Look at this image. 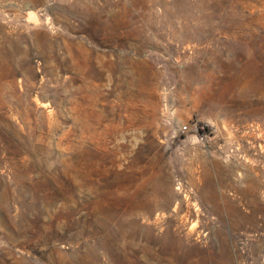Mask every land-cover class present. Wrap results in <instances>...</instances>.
Returning <instances> with one entry per match:
<instances>
[{"label": "rangeland", "instance_id": "obj_1", "mask_svg": "<svg viewBox=\"0 0 264 264\" xmlns=\"http://www.w3.org/2000/svg\"><path fill=\"white\" fill-rule=\"evenodd\" d=\"M0 264H264V0H0Z\"/></svg>", "mask_w": 264, "mask_h": 264}, {"label": "built area", "instance_id": "obj_2", "mask_svg": "<svg viewBox=\"0 0 264 264\" xmlns=\"http://www.w3.org/2000/svg\"><path fill=\"white\" fill-rule=\"evenodd\" d=\"M186 128H184V130H185Z\"/></svg>", "mask_w": 264, "mask_h": 264}]
</instances>
